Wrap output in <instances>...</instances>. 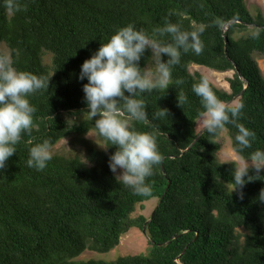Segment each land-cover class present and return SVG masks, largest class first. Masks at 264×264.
Returning <instances> with one entry per match:
<instances>
[{
	"label": "trees",
	"instance_id": "1",
	"mask_svg": "<svg viewBox=\"0 0 264 264\" xmlns=\"http://www.w3.org/2000/svg\"><path fill=\"white\" fill-rule=\"evenodd\" d=\"M18 2L19 10L9 12L0 0V55L5 44L14 67L50 80L47 89L29 96L37 127L22 134L17 152L0 169V264H264V201L259 199L264 169L251 167V180L233 190L237 164L219 159V138L198 131L204 108L192 91L194 83L207 78L219 99L229 103L238 97L236 103L244 105L238 122L255 137L250 148L238 153L237 129L229 124L225 130L232 147L241 158L264 149V75L258 62L264 56L262 11L253 15L245 0ZM166 22L187 31L203 25L204 50L182 52L168 87L137 97L144 99L148 115L134 127L157 131L163 155L148 178L151 193L139 195L109 169L115 147L96 133V118H87L82 90L87 79L78 76L82 63L118 28L133 23L152 35ZM156 38L171 40L168 34ZM151 55L147 50L140 66L150 64L154 71ZM192 64L233 71L230 91L191 72ZM182 96L186 100L179 105ZM89 133L108 148L85 139ZM72 136L81 140L85 159L75 145L68 153L53 154L41 171L27 166L33 144L49 139L53 147ZM152 198L159 201L153 216L137 215ZM134 227L146 229L152 244L148 253L111 262L76 260L86 250L109 252Z\"/></svg>",
	"mask_w": 264,
	"mask_h": 264
},
{
	"label": "clouds",
	"instance_id": "2",
	"mask_svg": "<svg viewBox=\"0 0 264 264\" xmlns=\"http://www.w3.org/2000/svg\"><path fill=\"white\" fill-rule=\"evenodd\" d=\"M9 12L18 11V0H5ZM197 30H183L177 23L166 22L149 35L138 29L133 23L118 28L105 43L86 59L81 67L78 79L83 84L84 111L89 120L94 121L96 133L115 151L108 160L109 169L119 174L116 179L129 187L135 194L149 195L151 184L148 178L154 175V166L160 164L163 155L157 143V131H139L133 122L147 120L146 105L141 94L157 88H167L172 79V68L180 62L182 52L189 50L199 55L204 50L200 33ZM156 34L171 36L170 41L156 38ZM147 50L154 57L155 70L140 66ZM166 56L167 59H163ZM49 80L29 71L18 70L8 55H0V169L17 152V144L22 134L30 133L37 127L34 123L36 108L29 96L49 87ZM182 84L181 79L176 80ZM192 91L201 98L204 111L200 119L204 130L212 139H218L229 124H234L237 132L234 136L235 150L242 153L250 148L255 132L238 122L244 107L242 102L229 106L219 99L207 78L194 83ZM186 97H180V102ZM162 113L167 112L161 109ZM104 147V148H108ZM53 158L52 144L49 139L33 144L29 148L27 166L41 171ZM244 165H233V190L242 188L248 180L250 166L257 172L264 168V149H256L243 158ZM247 177V180L245 179ZM232 190V191H233ZM243 198V193H240ZM259 199L264 201V189Z\"/></svg>",
	"mask_w": 264,
	"mask_h": 264
},
{
	"label": "rangeland",
	"instance_id": "3",
	"mask_svg": "<svg viewBox=\"0 0 264 264\" xmlns=\"http://www.w3.org/2000/svg\"><path fill=\"white\" fill-rule=\"evenodd\" d=\"M246 4L253 15L257 14V10H261L264 15V0H245ZM2 55H8L11 58L10 49L3 44L1 47ZM259 66L264 75V56H258ZM152 63H155L153 61ZM153 65V64H152ZM148 68L152 69V66L149 64ZM191 72H199L205 74L213 83L217 86L230 91L228 79L233 76V71L220 72L208 68L206 66L192 64L190 67ZM237 99H235L232 104L236 103ZM198 131H202L204 126L201 122V119H198L197 123ZM85 139L92 140L98 148H104V144L101 140H99L94 133H89L85 137ZM219 142L221 144V149L218 153L219 159L222 162H235L237 166L244 165V159L241 158L233 149L231 138L226 130H224L219 137ZM80 139L75 137H68L62 139L55 146L52 147V153H68L70 152L75 145L79 150L81 156L85 159V148L82 144H80ZM251 168V166H250ZM264 169V168H262ZM120 170L118 169L117 175ZM232 188V186H230ZM158 198H152L144 203V209H139L138 214H144L145 216L151 217L154 213V210L158 206ZM152 247L151 241L144 231L139 228H132L128 233L124 234L120 243L114 247L112 250L106 253H100L96 251L86 250L79 257L76 258L78 261H88L91 259L94 260H102L106 262H111L116 260L118 257L129 255V254H146L150 251Z\"/></svg>",
	"mask_w": 264,
	"mask_h": 264
},
{
	"label": "water",
	"instance_id": "4",
	"mask_svg": "<svg viewBox=\"0 0 264 264\" xmlns=\"http://www.w3.org/2000/svg\"><path fill=\"white\" fill-rule=\"evenodd\" d=\"M237 98H238V97H235L233 100H231V101H230L229 103H227V104H228V105H230V104H231V103H232V102H233L235 99H237ZM203 131H204V129L201 131V133H200V134H202V133H203ZM198 138H199V137H198ZM198 138L196 139V141L198 140ZM196 141H194V143H195ZM194 143H193V144H194ZM193 144H192V145H193ZM192 145H191V146H192ZM153 214H154V213H153ZM152 216H153V215H152ZM143 231H144V233H146V229H145V228H144V230H143Z\"/></svg>",
	"mask_w": 264,
	"mask_h": 264
}]
</instances>
